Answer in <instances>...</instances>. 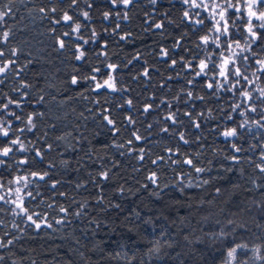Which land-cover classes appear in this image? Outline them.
Returning a JSON list of instances; mask_svg holds the SVG:
<instances>
[{
    "label": "snow or ice",
    "instance_id": "obj_1",
    "mask_svg": "<svg viewBox=\"0 0 264 264\" xmlns=\"http://www.w3.org/2000/svg\"><path fill=\"white\" fill-rule=\"evenodd\" d=\"M31 2L32 0H0V45L9 44L14 36L13 29L7 27L8 21L25 19L24 16L18 17L21 8L17 4L26 10L28 17L34 18L33 13L37 12L42 20H49L53 27L48 31L53 35L55 48L61 52L70 51L72 59L79 62L65 82L63 93L67 95L61 94L60 97L65 103L69 100H90L91 103L100 105V100L93 99V95L100 97L109 93L128 92L129 88L120 83L119 75L122 66L133 65L134 61L142 62L144 67L142 72L133 75L131 79L137 81L143 77L146 82L151 80L150 73L153 69L143 59V51H135L121 63L112 62L109 53L110 42L117 46L120 42L134 43L133 32H122L121 27L130 22V12L138 7L140 0H101L100 4H97V0H55L51 7L45 4L38 9L30 8L28 5ZM147 2L151 5V10L143 14V32H158L163 37L166 22L173 23L170 14L176 4L173 0H163V3L162 0ZM178 3L181 5L180 20L184 30L178 38L173 39L171 46L157 45V50L149 54H154L157 60L167 64L173 73L162 79L159 88L171 92L169 85L173 81L179 84V88L171 100L165 95L157 102L155 94L149 96L148 100L151 102L143 105L139 115L146 117L153 112L161 114L160 120L164 122V126L160 128V132L178 141L175 149H165L168 161L173 165H187L197 174L190 177L189 173H178L176 186L181 193L186 187L199 189L211 182V177L205 178L203 175L212 171L211 159L207 160L205 167L197 166L189 155H184L181 160L174 157L181 155L179 144L191 143L186 135L187 128L190 126L199 132L205 120L211 119L214 113L216 124L212 131L223 137L230 149V153L223 159L235 165L246 160L264 179V0H178ZM164 4L167 5L166 8ZM96 16L103 25L100 31L94 26ZM61 25L65 30L57 34L55 26ZM190 33L194 38L190 37ZM20 55L18 47H11L7 52L0 48V264H6L9 259L4 255L5 251L15 255L12 250L21 242L26 231L39 235L45 228L56 231L55 226L70 223L66 219L69 209L64 206L56 205L63 215L51 221L48 213L38 212L31 207L33 202H36L37 207L39 203L45 202L40 190L42 186L47 185L50 190L55 191L61 183L57 180L48 183L55 165L51 162L45 164L47 153L53 149V144L48 143V136L57 131L58 125L47 116L46 110H41L48 97L44 94L33 96L37 84L22 77L34 63L33 60L29 58L26 63L21 64ZM178 67L179 71H176ZM40 91L42 93L43 89ZM51 99L53 103L58 102L55 93L51 94ZM125 106L133 108V99L121 96L116 107ZM29 108L31 110L26 111ZM86 111L91 113L92 109L87 108ZM110 112V108H103L101 115L111 135L116 136L120 129ZM80 115L87 121L88 117L83 112ZM44 119L48 120V124L41 132ZM124 121L128 126L137 123L132 114L125 115ZM153 127L152 123L147 124L149 131ZM100 134L94 132L93 136ZM67 135L73 138L71 151L74 152L79 150L78 145L83 149L88 140L79 125ZM64 138L63 134L57 136L58 140ZM147 139L135 129L126 142L114 143L112 146L125 149L127 145V151L131 154L137 151L134 144L147 142ZM202 139L201 136H196L197 141ZM145 153V148H139L137 158L142 161ZM85 155L91 158L89 153ZM120 155H125V152L121 151ZM163 160L164 157H157L151 163L157 165ZM220 170L230 172L232 168L221 165L218 172ZM109 178V171L102 167L92 176L91 182L100 188L98 181H108ZM146 179L157 190L153 194L160 196L163 188L159 184L158 173L153 171ZM185 180L187 184L184 183ZM248 182L259 196V199L253 197L251 206L246 203L247 197L241 200L230 197L220 206L219 202L224 201L228 191L223 186L215 187L211 199H201L195 205L188 204V215L184 218L187 224L181 220L179 231L184 245L190 251L176 252L175 249L179 246L176 237L161 231L160 236L167 237L163 246L172 250L166 255L174 257L176 264H185L186 255L197 260H212V264H215L217 252L222 258V264H249L251 259L264 260V256L259 255L264 250L261 248L251 250L253 257L246 256L248 246L239 243L237 237L251 235V226L237 227L231 219V214L241 211L251 215L252 208H255L259 214L254 226L264 229V183L258 182L254 175L248 176ZM76 187L86 185L77 182ZM142 187L147 189L148 185L144 184ZM167 187L169 185L164 186ZM117 191L123 194L125 188L121 186ZM59 195L65 196L66 193L60 192ZM104 199V196H98L97 203L102 204ZM109 206L121 208L120 204L111 202ZM47 207L53 208L54 203ZM79 207L84 209L85 205ZM217 207L219 214L216 212ZM4 215L12 218L10 228ZM72 215L79 218L85 212L76 211ZM134 216L140 218V212H134ZM197 216L200 219H196ZM143 222L153 223L151 219ZM89 223H96L98 228L100 226L94 220ZM197 232L200 234L196 235ZM258 238L264 243V237ZM79 243L77 240L76 244ZM149 244L152 246L148 253L159 259L162 252L161 240L154 237L149 240ZM197 244L204 245L198 256ZM242 251L245 253L244 257H240ZM206 252L210 253L207 257ZM79 254L84 256L83 252ZM120 255V252H115L112 258H119ZM11 264H17V261L12 259ZM31 264L36 262L32 261Z\"/></svg>",
    "mask_w": 264,
    "mask_h": 264
},
{
    "label": "trees",
    "instance_id": "obj_2",
    "mask_svg": "<svg viewBox=\"0 0 264 264\" xmlns=\"http://www.w3.org/2000/svg\"><path fill=\"white\" fill-rule=\"evenodd\" d=\"M54 2L55 0H32L28 6L38 9L39 6L47 4L51 7ZM100 2L101 0H97V4ZM173 2L176 4V8L170 14L173 23L166 22L163 37L158 32L156 34L143 32V14L151 10V5L147 0H140L138 7L130 12V22L122 24L121 31H132L135 41L134 43L120 42L118 46L110 42V57L112 62L121 63L135 51H143V59L147 61L148 67L153 69L150 73L151 80L146 82L143 77L137 81L131 79L133 75L142 72L144 67L142 62L134 61L133 65L122 66L119 80L124 87L129 88V91L109 93L107 96L100 97L93 95V99L100 100V105L93 104L90 100H69L65 103L60 98L61 94L67 95L63 93L65 82L79 62L72 59L70 51L61 52L55 48L53 35L48 31L50 27H53L49 20H42L37 12L33 13L34 18L28 17L26 10L17 4V7L21 8L18 17L24 16L25 19L17 18L15 21L11 19L8 21L7 27L13 29L14 36L9 44L0 45V48L7 52L11 47H18L21 51L19 58L21 64L26 63L29 58L33 60L34 63L26 69L22 77L37 84L33 96L44 94L48 97L41 110H46L47 116L58 125L55 133H49L48 143L53 144V149L47 153L45 164L51 162L55 165L51 170L48 183L50 184L53 180L61 181V183L55 191L50 190L47 185L42 186L40 190L45 202L39 203L38 207L36 202H33L31 207L38 212L48 213L51 221L63 215L56 205L64 206L69 209L66 219L70 223L55 226L56 231L45 228L39 235L26 231L21 242L12 250L15 255L8 251L4 252V255L9 257L6 264H11L12 259H15L17 264H31L32 261L36 264H176L174 257L166 255L172 250L163 246L167 237H161L160 233L164 231L176 237L179 242V246L175 249L176 252L188 253L190 251L189 247L184 245L179 231L181 220L187 224L184 218L188 215L186 211L188 204L195 205L199 204L201 199H211L217 186H223L228 190L224 201L219 202L220 206H223L230 197L234 200L247 197L246 203L249 206L254 196L259 199L255 189H252L248 182V176L254 175L258 182L264 183V179L256 173V170L251 168L246 160L240 165H235L223 159L230 153V149L223 137L212 131L216 124L215 113L211 119L205 120L199 132L190 126L187 128L186 135L191 141L190 144H179L181 155L174 159L181 160L184 155H189L197 166L205 167L207 160L213 161L212 171L203 174L205 178L211 177L210 184L199 189L186 187L183 193L176 186L178 173H189L190 177L197 174L192 172L187 165H173L168 161V153L165 149L169 147L175 149L178 141L160 132V128L164 126V122L160 120L161 114L153 112L146 117L139 115L143 105L151 102L148 100L149 96L155 94L157 102L165 95L171 100L179 88V84L175 81L169 85L172 88L171 92H168V89L159 88L162 79L173 73L167 64L157 60L154 54H149L157 50V45L171 46L173 39L178 38L184 30L180 20L181 5L178 0H173ZM166 7L167 5L164 4V8ZM94 26L98 31L103 26L98 16L94 19ZM55 27H57V34L65 30L62 25ZM189 35L194 38L191 33ZM176 71H179V67ZM41 89H43L42 93ZM53 93L57 95V103H53L51 99ZM73 94L76 95V93ZM121 96L132 98L133 108L116 107ZM87 108H91L92 112L86 111ZM103 108L111 109L110 116L116 120L117 127L120 129L116 136L111 135L109 128L103 122L101 115ZM30 110V108L26 109V111ZM199 110L198 107L197 111ZM81 112L88 117L87 121L81 117ZM127 114L136 117L137 123L134 126H128L124 121ZM158 120H160L159 124H157ZM149 123L154 125L150 131L147 129ZM47 124L48 120L44 119L40 128L41 132ZM185 124L187 125L186 120ZM77 125L80 126V130L85 133L88 140L83 149H80L78 145L79 150L74 152L71 151L73 138L67 133L72 132ZM135 129L148 138L147 142L133 145L137 151L141 147L146 149L145 158L142 161L137 158V151L128 153L127 145L125 149L112 146L114 143L126 142L131 138V133ZM94 132L101 134L93 136ZM61 134L65 135V138L58 140L57 136ZM197 135L203 139L197 141ZM213 149L216 151L214 152ZM121 151L125 152V155H120ZM85 153H89L91 158ZM157 157H164V160L153 165L151 161ZM221 165L231 167L232 171L220 170L218 172ZM102 167L109 171L110 178L108 181H98L100 188H97L91 179ZM153 171L158 173L159 184L163 188L160 196L153 194L157 190L146 179ZM77 182L85 184L86 187L77 188ZM184 183L187 184V180ZM144 184L148 185L147 189L142 187ZM165 185L169 187L164 188ZM121 186L125 188L123 194L117 191ZM248 189L252 190L248 191ZM60 192L66 195L61 196ZM100 195L105 197L102 204L97 203ZM109 202L120 204L121 208L110 207ZM51 203H54V207L48 208L47 205ZM80 205H85V208L81 209ZM76 211H84L85 215L77 218L72 215ZM136 211L140 212V218L134 216ZM216 212L219 214V207ZM258 214L255 208H252L251 215L244 211L231 214V219L237 227L251 226V235L245 234L237 237L239 243L248 246V250L255 247L264 249V243L258 238L264 237V229L254 226ZM3 218L9 222L10 228L12 218L8 215H4ZM148 219H151L153 223L143 222ZM196 219L200 217L197 216ZM221 219L223 220V217ZM90 220L99 222V228L96 223H89ZM199 234V232L196 233V235ZM154 237L161 240L162 252L159 259L148 253L152 246L149 240ZM77 240L80 241L79 245L76 244ZM209 243L212 242L209 241ZM196 249L198 256L199 251L204 249V245L197 244ZM80 252L84 253L83 257L79 254ZM115 252H120L121 255L113 259L112 254ZM260 253L264 255V250ZM205 255L207 257L210 253L206 252ZM244 256L245 253L242 251L240 257ZM246 256L249 257L247 253ZM184 260L185 264H212V260H197L187 255ZM215 264H222V258L218 252Z\"/></svg>",
    "mask_w": 264,
    "mask_h": 264
},
{
    "label": "rangeland",
    "instance_id": "obj_3",
    "mask_svg": "<svg viewBox=\"0 0 264 264\" xmlns=\"http://www.w3.org/2000/svg\"><path fill=\"white\" fill-rule=\"evenodd\" d=\"M255 248H257V247H255ZM255 248H251V250H252V249H255ZM251 250H248V251H247V255H248L249 257H253V255H254L253 252H252ZM260 255H261V254H260ZM250 263H256V259H251ZM250 263H249V264H250Z\"/></svg>",
    "mask_w": 264,
    "mask_h": 264
},
{
    "label": "flooded vegetation",
    "instance_id": "obj_4",
    "mask_svg": "<svg viewBox=\"0 0 264 264\" xmlns=\"http://www.w3.org/2000/svg\"><path fill=\"white\" fill-rule=\"evenodd\" d=\"M260 254H261V256H264V255H262V253H259V255ZM251 264H264V260L256 259V263H251Z\"/></svg>",
    "mask_w": 264,
    "mask_h": 264
}]
</instances>
